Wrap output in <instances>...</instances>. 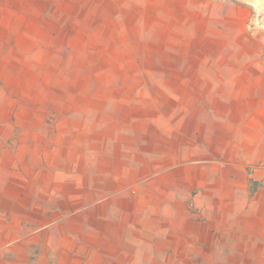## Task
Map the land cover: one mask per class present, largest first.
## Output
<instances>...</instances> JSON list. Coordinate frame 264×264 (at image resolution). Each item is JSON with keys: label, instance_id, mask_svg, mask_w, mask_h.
Masks as SVG:
<instances>
[{"label": "crops", "instance_id": "0c3cea01", "mask_svg": "<svg viewBox=\"0 0 264 264\" xmlns=\"http://www.w3.org/2000/svg\"><path fill=\"white\" fill-rule=\"evenodd\" d=\"M108 1L106 20L116 11L128 23L137 21V14ZM190 2L157 0L159 42L191 43V22L205 9ZM205 23L203 30L209 29ZM214 56L220 72L212 78L198 68L171 84L169 91L184 101L178 114L175 104L161 115L165 124L142 122L133 129L114 120L108 130L96 121L88 147L110 157L112 177L89 179L87 215L75 216L72 228L63 221L65 205L82 200L74 165L61 160L51 177L44 172L29 188L17 175L9 180L0 165V264H264V169L255 167L264 164V80L248 68L252 60L263 62L242 52ZM194 57L186 59L201 60ZM225 74L236 78L229 82ZM228 85L234 94L214 96L205 108L199 94ZM75 121L67 126L72 134L63 130L61 138L62 148L72 151L81 148ZM0 148L8 150L3 142ZM129 149L136 150L132 168L124 161ZM146 173L153 175L145 179Z\"/></svg>", "mask_w": 264, "mask_h": 264}, {"label": "rangeland", "instance_id": "374dc122", "mask_svg": "<svg viewBox=\"0 0 264 264\" xmlns=\"http://www.w3.org/2000/svg\"><path fill=\"white\" fill-rule=\"evenodd\" d=\"M189 1L194 7L203 5L205 13L200 21L191 22L186 39L191 43L183 44L175 38L170 42L162 37L165 43L156 38L162 33L157 28L161 23L155 21L160 11L157 0H112L137 14V21L129 23L116 11L111 12L112 20L105 19L107 13L102 11L110 8L108 0H0V143L8 149L0 148V165L7 167L9 180L15 181L17 175L27 188L44 172L51 177L62 161L74 165L82 200L65 205V228L73 227L75 216L87 215L90 205L83 203V197L90 191L89 179L96 176L104 182L112 177L106 171L110 157L93 155L88 147L97 120L108 130L114 120L133 129L142 122L165 124L159 121L161 115L175 104L178 114V103L184 101L181 94L169 91L171 84L184 81L192 70L202 69L212 78L220 70L214 55L224 50L259 56L263 63L256 65L255 59L248 68L264 80V0ZM206 20L209 29L203 30ZM190 54L201 60L186 59ZM225 77L231 82L236 75ZM222 89L199 94L205 108L213 104L214 96L234 94L232 85ZM73 119L79 126L74 134L81 140L77 151L62 148L63 130L72 134L68 127ZM28 150H34L35 157L28 156ZM51 161L59 164L51 166ZM124 161L132 168L136 150L129 149ZM255 167L264 169V164ZM152 175L146 173L145 179Z\"/></svg>", "mask_w": 264, "mask_h": 264}]
</instances>
